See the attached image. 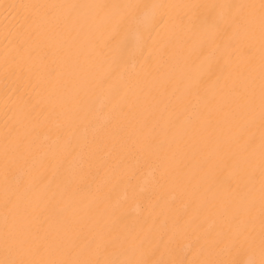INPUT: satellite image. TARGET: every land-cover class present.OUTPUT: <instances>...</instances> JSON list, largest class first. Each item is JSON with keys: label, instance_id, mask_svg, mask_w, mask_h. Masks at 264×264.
I'll return each mask as SVG.
<instances>
[{"label": "bare ground", "instance_id": "obj_1", "mask_svg": "<svg viewBox=\"0 0 264 264\" xmlns=\"http://www.w3.org/2000/svg\"><path fill=\"white\" fill-rule=\"evenodd\" d=\"M0 264H264V0H0Z\"/></svg>", "mask_w": 264, "mask_h": 264}]
</instances>
